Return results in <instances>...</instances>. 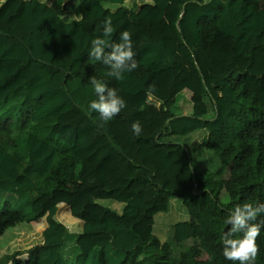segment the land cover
Segmentation results:
<instances>
[{
	"label": "trees",
	"instance_id": "obj_1",
	"mask_svg": "<svg viewBox=\"0 0 264 264\" xmlns=\"http://www.w3.org/2000/svg\"><path fill=\"white\" fill-rule=\"evenodd\" d=\"M255 1L0 0V236L26 221L14 206L27 192L39 193L29 230L42 226L39 244L0 264H238L223 256L225 222L237 205L264 203V0ZM105 18L114 42L131 33L139 65L120 81L89 56ZM151 24L166 36L153 38ZM220 36L216 71L204 72L196 49ZM92 76L129 112L105 121L90 111ZM187 91L191 109L175 113ZM173 195L190 218L161 241L153 218ZM257 244L264 264V227Z\"/></svg>",
	"mask_w": 264,
	"mask_h": 264
},
{
	"label": "clouds",
	"instance_id": "obj_2",
	"mask_svg": "<svg viewBox=\"0 0 264 264\" xmlns=\"http://www.w3.org/2000/svg\"><path fill=\"white\" fill-rule=\"evenodd\" d=\"M114 28L111 18L102 22L101 35L91 40L89 56L108 66V76L117 81L124 79V74L137 69L131 33L124 30L119 35V42L111 38ZM110 49V51H106ZM90 83L96 94L88 107L90 111L98 112L105 121H110L126 107V101L118 95L115 88L109 87L104 81L95 76L90 77ZM133 134L139 136L143 129L139 121L131 125ZM264 214V203L245 202L237 205L226 220L230 227L222 235L223 256L226 260L238 264H255L259 254L257 239L264 220L254 222L258 215Z\"/></svg>",
	"mask_w": 264,
	"mask_h": 264
},
{
	"label": "rangeland",
	"instance_id": "obj_3",
	"mask_svg": "<svg viewBox=\"0 0 264 264\" xmlns=\"http://www.w3.org/2000/svg\"><path fill=\"white\" fill-rule=\"evenodd\" d=\"M198 1L201 2L203 0ZM258 2L259 0H256L255 4H258ZM152 25L154 26L151 29L153 38L156 40L163 39V37H165L167 34L166 29H163V27H160L159 25L157 26L155 24H151V26ZM221 40L222 37L220 36L218 37L217 41L215 39L209 48L201 49L198 47L196 49L199 65L204 72L214 73L216 71L215 58L217 57L218 47ZM182 98L183 100L181 104L180 99ZM187 107L191 109L190 93L188 91L184 97L183 94L179 95L176 105L173 107V109L175 113H181L184 111V109H188ZM38 194V192H27L24 194L20 204L14 206L15 209L21 210L24 213L26 221L7 229L5 233L0 236V262H2V260L8 256L7 253L10 256H13L14 251L15 253L24 252L28 248L40 243L39 233L41 232L42 226H39L36 230H29L30 225L31 227H35V225H37V223L33 221L29 223V220L34 216L31 202ZM99 202L106 207L122 212L123 203L114 201L112 199H101ZM63 215H65V213ZM189 218V213L186 206L184 205L182 196L173 195L170 198L168 211L158 213L153 218V232L160 238L161 241H165L172 224L180 221H186ZM66 219H69V216L66 217ZM69 225L72 229H74V224L69 223ZM26 258L27 255L25 254L20 256V259H23V261H25Z\"/></svg>",
	"mask_w": 264,
	"mask_h": 264
},
{
	"label": "water",
	"instance_id": "obj_4",
	"mask_svg": "<svg viewBox=\"0 0 264 264\" xmlns=\"http://www.w3.org/2000/svg\"><path fill=\"white\" fill-rule=\"evenodd\" d=\"M187 4V2L184 3V6ZM185 149L188 150V147L185 146ZM192 171L194 172V167L192 166Z\"/></svg>",
	"mask_w": 264,
	"mask_h": 264
},
{
	"label": "crops",
	"instance_id": "obj_5",
	"mask_svg": "<svg viewBox=\"0 0 264 264\" xmlns=\"http://www.w3.org/2000/svg\"><path fill=\"white\" fill-rule=\"evenodd\" d=\"M123 111L126 112V113L129 112V110H127V107H125V108L123 109Z\"/></svg>",
	"mask_w": 264,
	"mask_h": 264
}]
</instances>
